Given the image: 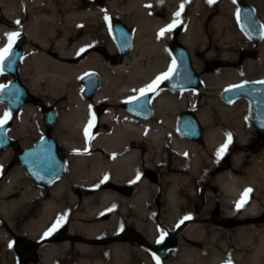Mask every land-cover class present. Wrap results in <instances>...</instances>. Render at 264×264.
I'll return each instance as SVG.
<instances>
[{
	"label": "bare ground",
	"instance_id": "6f19581e",
	"mask_svg": "<svg viewBox=\"0 0 264 264\" xmlns=\"http://www.w3.org/2000/svg\"><path fill=\"white\" fill-rule=\"evenodd\" d=\"M232 1L215 0L209 4L207 0H103L102 3L97 0H0V19L3 16L11 23L9 27L0 24V48L7 43L6 34L17 31L21 25L22 11L28 13L25 35L43 52L38 53L25 45L26 58L21 61L20 73L33 99L40 95L48 104H56L59 119L53 137L67 154L69 164V176L48 190L39 189L28 180L22 167H14L0 183V215L7 223H11L15 214L26 216L24 225L37 232L49 220L54 224L64 216L68 234L80 235L82 240L69 238L59 245H49L45 253L50 261L65 259L74 253L77 264H153L140 247L103 243L104 237L119 230L121 215L116 207L125 218L131 208L138 217L133 224L143 230L145 227L151 230L153 226L146 219L153 213L154 204L161 207L162 214L175 216L177 222L188 214L196 177L212 164V156H217V150L227 137L230 135L237 142L245 143L251 136L248 122L242 119L245 100L225 105L217 99L221 91L235 86L245 76L264 80V38L254 43L238 23L230 21V15L235 17L236 13L237 16V5ZM182 3L180 23L176 25L182 26L179 42L191 52L205 51L206 58L215 57L226 66L216 73L202 75V84L196 90L166 92L157 88L152 98L154 116L131 118L120 104L169 68L165 58L167 40L164 35L158 39L157 34L172 23ZM257 7L263 21L264 6L258 4ZM105 16L107 21L116 17L132 28V50L117 66H108L97 56L73 64L71 61L80 49L98 42V28L107 22ZM17 20L19 26L15 23ZM71 36L79 40L71 44ZM107 43L108 52L112 53L114 46L112 42ZM252 51L256 52L255 59L246 58L240 69L234 67L237 57ZM192 63L200 73V62L194 58ZM90 70L100 74L102 83L87 101L81 96L82 86L77 81ZM103 102L106 108L98 117L93 106ZM198 103L203 107L196 111L205 127L203 147L180 138L175 132L178 112L193 111ZM5 108L0 103V118ZM31 112L32 108L25 106L20 122L14 123L9 132L20 149L31 143L27 124ZM10 155L8 151L0 154V167L8 162ZM257 165L263 170L250 174L245 180L219 174L214 183L218 193L207 194L211 207L212 202H217L221 210H228L226 215L244 220V223L226 230L222 226L206 227L192 221L183 226L181 233L188 241H193L190 244L193 247L180 253L177 259L172 254L171 263L161 264H176V260L177 264H226L229 258L232 264H264V224L255 218L262 203L248 195L242 208H235L241 194L249 187L257 196L264 194V154ZM155 168L174 171L160 180L162 193L159 185L147 176H153ZM105 177L118 185L132 184L134 195L125 198L113 190L95 189ZM74 188L81 191L82 198ZM103 212L109 213L105 220L100 217ZM249 218L250 223L246 222ZM230 241L237 251L230 249Z\"/></svg>",
	"mask_w": 264,
	"mask_h": 264
},
{
	"label": "water",
	"instance_id": "95a60500",
	"mask_svg": "<svg viewBox=\"0 0 264 264\" xmlns=\"http://www.w3.org/2000/svg\"><path fill=\"white\" fill-rule=\"evenodd\" d=\"M235 2L238 5L239 18L236 17L239 28L250 41L261 42L263 40L260 35L261 26L264 25L258 19L254 7L247 0H235ZM110 33L117 49V55L111 56L110 53H107L104 58L111 64H118L120 58H124L132 50V34L126 25L118 20L110 23ZM96 51L103 54L104 49L97 47ZM170 52L173 60L176 61V70L172 78L162 81L160 86L172 91L198 88L200 86V74L192 65L190 51L184 45L174 42L170 45ZM22 54L21 47L13 46L12 53L0 66V71L9 77V81L2 85L4 87L0 90V103L7 107L10 116L33 101L30 90L20 78L19 64L22 60ZM256 82L238 84L244 85L243 88L229 87L220 92L219 99L226 104H231L241 98L246 99L249 104L250 121L256 128L258 135L264 136V84ZM79 83L82 85L81 96L90 100L100 89L101 76L96 71H87L80 77ZM150 101L151 94L149 92L135 103L123 102L122 108L135 117L150 118L153 115ZM102 111L103 106H99L98 113L101 114ZM42 120L45 129L51 131L57 121V112L46 105L42 110ZM10 127V121H6L0 128V152L13 146L14 142L9 135ZM176 129L184 139L194 142L202 141V125L198 117L192 112H183L177 116ZM13 162L22 167L29 178L43 186H49L65 173V164L58 153L57 142L49 133L41 137L33 147L16 151L13 155ZM227 166V161H220V170L226 169ZM173 246L172 236H166L156 247L158 256L165 258L166 252L173 249Z\"/></svg>",
	"mask_w": 264,
	"mask_h": 264
},
{
	"label": "rangeland",
	"instance_id": "374dc122",
	"mask_svg": "<svg viewBox=\"0 0 264 264\" xmlns=\"http://www.w3.org/2000/svg\"><path fill=\"white\" fill-rule=\"evenodd\" d=\"M97 2L98 3H102L103 0H97ZM247 2L254 7V9L256 11V14H257V17L259 18V20L264 25V20L262 21L260 19L259 13H258V10H257L258 9V7H257L258 4H261V5L264 6V0H247ZM232 3L234 5H237L233 1H232ZM104 10H106V9H104ZM236 11H237V8H236ZM21 16H22L21 25L17 28L18 29L17 31L20 33V35L16 38L14 44H16L19 47H21L22 48V52H23V47L25 45H30V47H32L38 53L39 52H43V49H41V47L37 43L30 41L25 35L26 24L29 21L28 13L26 11H22V15ZM1 19H0V24L8 26V27H9V25H11V23H9L7 21V19H5L3 16H2ZM116 20L121 21L122 23H124L122 20H120V19H118L116 17H112L105 24H101L100 27L98 28V30H99L98 42L82 48V49H84V51H81V49H80L79 52L76 55H74L73 60L71 62L73 64H80L84 59H86L89 56H97V57L100 58V60L103 63L107 64L108 66H111V67L112 66H117V65H113V64L109 63L104 58L105 54L108 51V45H107L108 43L107 42H112V44L114 46V49H115L111 53V56L116 55V46H115V44H114V42L112 40L110 31H109V24L111 22H113V21H116ZM230 21L231 22H235L237 24L236 13H235V17H234V14L232 16L230 15ZM124 25H126V27L129 29V31L132 33V28L129 25H127L126 23H124ZM181 32H182V26L178 25L177 27L175 26L170 32L164 33V37L167 40V45H166L167 53H166L165 58L168 60L167 62L169 63V66L171 65L172 60H173L172 56H171V53H170L169 47L174 42L180 43L179 40H178V37L180 36ZM71 37L73 38L72 41H71V44L73 42H75L76 40H79L76 36H71ZM6 44H4L3 47H5ZM180 44H182V43H180ZM97 47H102L105 50V54L98 53L96 51ZM213 52H217V51H213ZM190 54H191L192 62H193V59L195 58L201 64V70H200L201 72L200 73L198 72L200 74V76L206 75V74H209V73H216L217 70H219V68H221L223 65L226 66L225 62H221V61H219V59H217L215 57L206 58L205 56H206L207 53L205 51L201 50V49L195 50V52H191L190 51ZM248 54H251V55H248ZM25 58H26V55L23 52V54H22V62H23V60ZM78 58L80 59L79 61L77 60ZM246 58L255 59L256 58V52L252 51V53H246L243 56L237 57L236 58L237 63H236V65L234 67L240 69L242 67L243 61ZM122 61H121V63H122ZM120 64H118V65H120ZM192 65H193V63H192ZM215 66H218V68H215ZM231 68H233V66ZM19 70H20V67H19ZM20 78H21L22 82L25 83L24 79L22 78L21 73H20ZM8 80H9V77L4 75V74H2L0 72V85H3L5 83H7ZM256 80H259V79L255 78V77H252V76L251 77L245 76L241 80L237 81L234 85L239 84V83L249 82V81H256ZM77 82L79 84V81H77ZM201 84L202 83L200 82V86H201ZM157 88H156L157 90H163V91H166V92H176V91L169 90L167 88H162L160 86H158ZM198 88H196V89H198ZM196 89H193V90H196ZM182 91H184V90H182ZM151 93H152V95L154 94V92H151ZM138 94L139 93H137L135 96H137ZM218 95H217V99L222 104H225V105L234 104V103L226 104V103L222 102L219 99ZM34 98L35 99H34V101L32 103H29V104L25 105V106H30L32 108V112L27 116V120H28L27 124H28V127H30V132L28 133L29 134L28 137L31 138V143L28 146L32 145L36 140H38L40 137H42L46 133H50L52 135V137H53V131H54V129H55L57 123H58V119H59V111L56 108V104L55 105L54 104H48L47 100H45V98L40 96V95L34 96ZM127 99H130V98H127ZM127 99H124L123 101H125ZM187 100L189 101V99H187ZM241 100H245V102H246V107L241 110V112L243 114H244V110H245V114L243 115L242 119L246 120L248 122L249 129L252 130V134L246 140L245 143H239V142H237V140L231 138V141L228 143L227 149L224 151V153L219 158L217 156L216 157L212 156V160H213L212 164L210 163L208 165L207 169L205 170L204 173H202V175L196 177V180L194 182L195 183L194 184L195 192L192 195V202H190L189 205H188V209H187L188 214L186 215V216H188L190 218L187 219V221L185 223H183L182 225L190 224V223H192V221L195 222V223H199L200 225H201V223H207L206 227H209L210 225L222 226V223H225V225H226L230 221H237L238 222V227L243 224L242 221H244V220H241V219H238V218L229 217L228 215H226V212L228 210H226V209H224V211L221 210L220 204H218L217 202H212V207H211L209 205L208 198H207V194L208 193H213V194L218 193V189H217V187H216V185L214 183H215V178L219 174H223V173L224 174H229L231 176H235V177H238L240 179L245 180V179L249 178L250 174L257 173L260 170H263L262 166L257 165V163H258V159L264 154V138L261 139V138L257 137L256 129L252 125V123L250 121V118H249V105H248V102L244 98L239 99L238 101H241ZM87 101H90V100H87ZM44 105H47L49 108L54 109L57 112L56 124H55L54 128L50 132H48L45 129V127L43 125V122H42V108L44 107ZM99 106H103L104 107V111H105L106 103L103 102V103H100L98 105H94L93 106L94 114L96 116H98V117L101 116V114H99L98 111H97ZM120 108L123 109L122 108V103L120 104ZM201 109H203V107L200 106L199 103H198L197 106L195 107V110H193L192 112L197 116L196 111L197 110H201ZM21 110L18 113H16V115H14L13 124L20 122V120H21L20 119ZM5 111L8 113L6 108H5ZM187 111H191V110H187V109L186 110H181V111L178 112L177 116L180 113L187 112ZM126 114L128 116H130L127 112H126ZM130 117L133 118L132 116H130ZM176 121H177V117L175 119V132L178 135V133L176 131ZM13 124H12V127H13ZM202 130H203V133H205V127L203 125H202ZM12 139L15 141V143H14L12 148H9V149L6 150V151L11 153L7 164L13 162V155H14L15 149H19V147H21V146H19V143H18V141L16 139H14V138H12ZM195 143H197L199 146L203 147L202 141L201 142H195ZM4 152H2V153H4ZM58 152H59V155L63 156L62 159L66 162L67 161L66 160L67 159V154H65L63 152L62 148H59V147H58ZM2 153H0V154H2ZM221 159L227 161V163H228L227 168L225 170H223V171L219 170V168H218L219 161ZM152 172L154 174L153 176L150 175V174L147 175V176L150 179L152 178L153 181H155V184L159 185L160 191L162 193L163 186H162V183L160 182V180L166 178V176H169L174 171L172 172V170L170 168H168V169L155 168V170L152 171ZM105 182H111V180H109V179L102 180L99 183L101 190H104L102 188V184L105 183ZM122 185L124 186L125 184H122ZM248 189L252 190L249 193V197L250 198L253 197L254 199L258 198V200L262 203L261 211L255 218L259 219L258 222L260 224H264V213H263V211H264V194H262V196H257L256 194H254L253 188L249 187ZM121 196H123V195H121ZM235 208H236V205H235ZM116 210H117L118 214L121 215V216H119L120 224H119V230H118V231H121L124 228H127L128 221H127V218L122 216V214H124V213H121L120 208L116 207ZM182 219H179L176 222V235H177L176 239L178 241V244H177V247H176V259H177V257L180 256V253L186 252V249L193 247L192 245H190L193 241L192 240L188 241L187 238L185 237L184 233H181V231L178 232V229L182 225L177 228V224ZM216 223H219V224H216ZM163 230H166V229L161 228L160 230H158L159 231L158 233L160 234L161 232H163ZM226 230H233V229L229 228V229H226ZM231 239H233V238L231 237ZM182 242H183V245H182ZM229 247H230L231 250L237 251L235 245L233 244V241L229 242ZM171 261H172L171 258H169V260L165 261V263H171ZM176 264H177V260H176Z\"/></svg>",
	"mask_w": 264,
	"mask_h": 264
},
{
	"label": "flooded vegetation",
	"instance_id": "af4514ba",
	"mask_svg": "<svg viewBox=\"0 0 264 264\" xmlns=\"http://www.w3.org/2000/svg\"><path fill=\"white\" fill-rule=\"evenodd\" d=\"M215 68H218V66H215ZM256 135L261 139L264 138V136L258 135V133H256ZM16 166L18 165L12 162L9 164L6 163L2 167H0V183L5 180V178L10 174L12 169ZM65 166L66 170L62 178H66L67 176H69V164L67 161L65 162ZM28 180H30L37 187H39V189L42 190H48L53 184L59 181L57 180L49 186H43L36 183L33 179ZM102 188L104 190H113L119 195H123L125 198H130L135 193V188L130 183L121 186L112 181L105 182L102 184ZM95 189L100 190V185H97ZM74 192L78 194L79 198H82V193L79 189L74 188ZM153 207L156 210H154L153 208V213L146 219L147 223H151L153 225L151 230H147V227H145L144 230L142 228L139 229L136 224H133V221H136L138 217L133 213L132 209L129 208L126 216L128 221L127 228H124L121 231H116L114 234L108 237H104L102 240L103 243H121L128 244L133 247H140L146 252L147 260L153 264L164 263L165 261H168L169 258H171L172 260V254H174V258H176V247L178 244V241L176 239V217L169 214H162L161 207L157 204H154ZM108 216V212H104L102 213V215H100L102 220L107 219ZM250 220L251 219L249 218L246 222L250 223ZM26 221V216L20 217V215L15 214L12 217L11 223H7V221H5L0 215V264H77L74 262V253L70 254V257H67L62 260L58 258L57 261H50L47 253H45V249L48 248L49 245H59L69 238H71L72 241L82 240V237L80 235L68 234L67 220L65 222H62L50 235L46 237L44 236V233L48 231V229L53 225V220H49V223L43 226L42 230H40L39 232L31 231L29 227H26L24 225ZM186 221L187 220H185L184 223ZM242 223H244V221H242ZM201 224L204 226L207 225V223ZM185 225H182L178 229V232H180L183 226ZM222 226L225 229H234L238 227V222L230 221L226 225L225 223H222ZM161 228L166 229L163 230V238L166 236H172L174 240L173 249L168 250L166 252L165 258H160L158 256L159 253L156 251V247L159 244L157 243V240L161 236V233L159 234L158 230H160ZM10 244L11 247H9Z\"/></svg>",
	"mask_w": 264,
	"mask_h": 264
},
{
	"label": "snow or ice",
	"instance_id": "6c2138e0",
	"mask_svg": "<svg viewBox=\"0 0 264 264\" xmlns=\"http://www.w3.org/2000/svg\"><path fill=\"white\" fill-rule=\"evenodd\" d=\"M233 2L235 3V0H233ZM207 3L209 4H213L215 3V0H207ZM146 7H151L150 5H146ZM184 8V4L182 3L180 5V10L177 11L174 14V18L171 24L167 25L165 28L161 29L160 32L157 34V38L159 39L160 37H162L164 35V33L166 32H170L178 23H180V15L181 12L183 11ZM237 16L239 18V13H237ZM105 20H108V17L105 16ZM15 23L17 24V26H19L20 21L17 20L15 21ZM20 35V33L18 31H12L6 34V39H7V44L5 47L0 48V66H2L5 62V60L9 57V55L12 53V48H13V44L15 43L16 38ZM261 38H264V26H261V32H260ZM81 51H84V49H81ZM176 70V61L173 60L171 65L168 68V71L165 73H162L161 75L157 76L155 80L152 81V83L148 84L146 87L141 88L139 90V97H132L130 98L127 102L128 103H135L139 98H143L147 95V93L149 92H154L156 90V88L159 86V84L164 81V80H169L172 78L174 72ZM256 83L258 84H264V81H257ZM4 86H0V90H2ZM236 88H243L244 85H237L234 86ZM9 118V113L5 112L3 118H0V128L3 127V125L6 123L7 119ZM92 121H89V126H91ZM85 136H88V128H85ZM231 141V136L229 135L226 139V142L224 145L221 146L220 149L217 150V157L219 158L224 151L227 149L228 147V143ZM105 179H107V177H105ZM137 179H139V173L137 174ZM134 182V181H133ZM251 189H245V191L241 194V198L239 201H237L236 203V208L237 210H239L244 203L247 202V198L249 193L251 192ZM190 217L185 216L178 224L177 227L180 226V224L184 223L185 220L189 219ZM64 220V216H60L56 222L48 229V231H46L44 233V236H48L50 235ZM163 232H161V236L160 238L157 240V243H160L163 240ZM9 247H11V244L9 245ZM226 264H232L230 258L226 261Z\"/></svg>",
	"mask_w": 264,
	"mask_h": 264
}]
</instances>
